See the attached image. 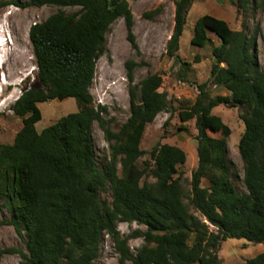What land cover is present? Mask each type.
Instances as JSON below:
<instances>
[{"label": "trees", "instance_id": "16d2710c", "mask_svg": "<svg viewBox=\"0 0 264 264\" xmlns=\"http://www.w3.org/2000/svg\"><path fill=\"white\" fill-rule=\"evenodd\" d=\"M193 1H175V24L166 49L183 69L190 63H183L178 51ZM6 4L79 10L59 11L30 28L41 86L29 89L12 106L23 126L12 144H0V201L11 214L3 224L15 227L26 250L1 249L0 257L17 253L25 264H96L108 234L119 264H222L223 241L264 243V69L255 53V37L244 29L233 30L226 20L211 14L200 16L194 26L191 43L201 49L211 45L214 63L210 80L197 86L195 102L180 110L179 117L182 122L195 119L198 131L199 161L192 172L190 203L202 219L184 202L180 166L187 154L182 148L158 144L149 152L153 165L139 166L146 154L141 142L147 125L171 105L160 91L162 75L152 73L132 85L136 63L126 62L131 114L117 132L104 117L107 108L97 106L90 91L97 62L107 51L106 34L118 18H124L128 40L138 48L128 1L0 2ZM254 5L264 10V0H254ZM210 33L219 38L218 45ZM209 84L225 88L228 94L212 96ZM67 98H75L77 111L39 132L38 104ZM220 105L243 111L245 130L238 148L246 191L234 184L236 173L228 157L231 130L213 112ZM95 122L111 148L110 160L102 167L95 154ZM145 176L155 181H143ZM203 179L208 180L207 187L202 186ZM109 189L110 202L101 198ZM121 222L145 229L123 235L118 229ZM132 238L144 241L136 253L129 245ZM246 264H264V251Z\"/></svg>", "mask_w": 264, "mask_h": 264}, {"label": "rangeland", "instance_id": "374dc122", "mask_svg": "<svg viewBox=\"0 0 264 264\" xmlns=\"http://www.w3.org/2000/svg\"><path fill=\"white\" fill-rule=\"evenodd\" d=\"M30 2L31 0H0V2ZM133 13V33L138 48L128 40V30L124 18H118L106 34L107 51L96 65V73L90 91L97 106L107 108L104 114L110 122V127L117 132L128 120L131 114V83L127 76V61L136 63L134 82L137 85L142 79L152 73H160L163 84L160 91L167 94L171 105L168 112H161L145 129L141 148L146 154L139 160V166L153 165L149 152L158 144L168 143L182 148L187 154L185 165L180 166L182 173V188L184 202L192 213L202 219V215L190 203L192 172L198 167L197 128L195 119L182 122L180 110L190 107L196 100L198 85L209 81L214 63L212 46L201 49L191 43L196 20L211 14L228 22L233 30H245L250 37H255V53L260 66L264 69V10L254 5V0H194L187 15V22L180 40L178 54L181 61L190 63L183 69L181 63L167 55V43L175 24L176 0H127ZM158 9V12L149 14ZM79 8L58 7L51 5L18 7L14 4L0 6V30L7 34L4 51L0 54V78L4 73L9 83L0 84V144H12L17 132L22 128V118L17 116L12 106L21 99L31 88L40 87L38 79L37 60L34 48L29 38L30 28L44 22L50 15L59 11L68 14L75 13ZM215 45L219 38L210 33ZM1 37V33H0ZM3 38V37H2ZM199 57V59H197ZM0 88V90H1ZM212 96L226 95L228 91L220 86L209 84ZM42 119L36 123V129L41 132L44 128L57 122L62 116L77 111L75 98L63 101L54 99L38 104ZM213 112L220 116L229 126L228 157L232 170L236 173L234 184L239 191H246L244 185V163L239 153V140L245 130L240 115V107L220 105ZM216 136H223L216 133ZM93 140L96 160L100 167L106 165L111 157L110 143L98 122L93 125ZM120 172V170H119ZM143 181L154 182L151 176H145ZM208 180H202V186L207 187ZM102 200L110 202L112 191L102 192ZM11 218L10 212L0 201V250L19 248L26 250L25 240L14 226L3 224ZM145 229L136 223L121 222L118 229L123 235H129L135 229ZM215 230L213 226L210 227ZM144 243L141 238L129 241L134 253ZM264 251L263 244H252L245 239L229 238L222 242L219 257L222 264H246L249 259ZM118 254L110 235L105 234L100 255L96 264H119ZM0 264H25L17 253H7L0 257Z\"/></svg>", "mask_w": 264, "mask_h": 264}, {"label": "built area", "instance_id": "2783aa9c", "mask_svg": "<svg viewBox=\"0 0 264 264\" xmlns=\"http://www.w3.org/2000/svg\"><path fill=\"white\" fill-rule=\"evenodd\" d=\"M2 31L3 30H0V33H1V37H0V54L5 50L4 49V46H2L6 41L9 43V38L7 37V34H2ZM3 37V38H2ZM3 64L0 65V68L2 67ZM5 83H9V81L7 80V76L3 73L1 75V78H0V84H5ZM1 88V87H0ZM2 91V88L1 90Z\"/></svg>", "mask_w": 264, "mask_h": 264}, {"label": "clouds", "instance_id": "9594fccd", "mask_svg": "<svg viewBox=\"0 0 264 264\" xmlns=\"http://www.w3.org/2000/svg\"><path fill=\"white\" fill-rule=\"evenodd\" d=\"M37 68H38V66H37Z\"/></svg>", "mask_w": 264, "mask_h": 264}, {"label": "crops", "instance_id": "0c3cea01", "mask_svg": "<svg viewBox=\"0 0 264 264\" xmlns=\"http://www.w3.org/2000/svg\"><path fill=\"white\" fill-rule=\"evenodd\" d=\"M224 264V263H223Z\"/></svg>", "mask_w": 264, "mask_h": 264}]
</instances>
